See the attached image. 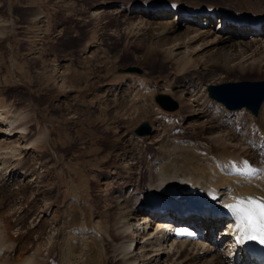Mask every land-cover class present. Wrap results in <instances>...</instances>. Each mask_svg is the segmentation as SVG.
I'll return each mask as SVG.
<instances>
[{
  "label": "rangeland",
  "instance_id": "obj_1",
  "mask_svg": "<svg viewBox=\"0 0 264 264\" xmlns=\"http://www.w3.org/2000/svg\"><path fill=\"white\" fill-rule=\"evenodd\" d=\"M135 4L197 14L213 11L237 18H260L264 13V0H3L0 19L6 22L7 38L0 41V114L9 120L15 113L24 112L18 123L26 127L23 142L37 139L21 158L36 174L32 175L30 169L22 176L13 169L17 161L0 160L1 230L17 246L12 259L22 254L21 260L13 264H20L35 250L55 263V248L51 253H39V248H49L50 241H57L55 230L72 210L84 208V215H90L93 225L101 224L102 215L116 208V196L131 188L125 190V167L138 161L145 165L155 153L157 132L204 142L213 135L206 129L211 125L207 117L218 114L225 122L236 117L242 121L237 141L242 129L255 123L260 115L259 111L254 117L245 109L228 112L208 98L206 88L227 82L262 81L263 69L243 73L224 69L220 62L227 50L210 42L203 46L199 42L190 44L196 49L191 54L194 66L190 69L179 72L178 64L164 62L168 49H177L172 47L175 36L197 26L196 22H188L159 41L158 57L144 58L152 21L143 12L133 13L131 7ZM99 8L101 11L93 14ZM218 23L202 30L213 32ZM91 45L95 46L86 52L85 47ZM201 56L205 58L203 63ZM128 67L139 68L141 74L119 73ZM184 88L189 89L184 99L189 103L198 100L199 108L206 110L205 117L192 116L198 114L192 111L198 107L182 110L186 105L178 102L177 95ZM159 94L177 102V110H162L154 101ZM100 114L115 120H103ZM145 122L151 134L135 136L133 130ZM226 124L221 126L227 129ZM18 136L4 142L0 132V148L15 147L23 152L25 143L18 142ZM132 157L138 158L129 160ZM36 175L40 177L39 185L30 182ZM129 180V185L135 184L133 178ZM43 194L48 199H43ZM69 200L72 210L66 209ZM38 224L44 226L38 229ZM212 240L217 242L219 238ZM22 244L28 250L22 251ZM221 250L228 253L225 246ZM211 258L208 254L197 264Z\"/></svg>",
  "mask_w": 264,
  "mask_h": 264
},
{
  "label": "bare ground",
  "instance_id": "obj_2",
  "mask_svg": "<svg viewBox=\"0 0 264 264\" xmlns=\"http://www.w3.org/2000/svg\"><path fill=\"white\" fill-rule=\"evenodd\" d=\"M2 1L0 0V3ZM156 7L158 8L153 6L148 8L143 4L131 7L133 13L143 12L152 21L150 42L144 47L147 57L144 58L158 57L159 41L188 22H196L197 26L175 36L172 47L177 49H168L163 56L164 62L178 64L179 72L192 68L194 56L191 54L196 49L190 47V44L199 42L200 46H203L210 42L211 45L219 44L227 50V56L220 62L224 69L238 70L242 73L253 69L264 70V13L260 18L257 16L237 18L224 13L217 15L213 11L197 14ZM96 10L93 14L100 12L101 8ZM217 20L218 28L213 29V32L202 30L209 26L213 28V23ZM5 24L6 22L0 19V41L7 38ZM94 46L85 47V51L90 52ZM180 47L183 49L182 52L177 51ZM215 56L219 59L217 55ZM203 58L200 57L202 63L205 59ZM61 79L64 80L62 77ZM187 91L189 89L184 88L177 95L178 102L181 104L184 102L186 105L182 110L184 111L187 106H191L192 109L199 108L201 104L197 102L198 100H191L192 103H189L184 99ZM198 108L192 110L193 112L197 110L198 113L192 116L205 117V108ZM259 111L257 121L249 123L242 129L239 141L235 140L239 122L242 121L236 117L235 120L225 122L218 114L210 116L207 114L209 118L207 122L211 125L206 129L212 131L213 135L203 139L204 142L168 137L162 130L157 132L153 141L156 143L155 153L145 165L138 161L125 167L128 172L126 176L128 181L124 182L125 190L127 187L131 188L116 196V208L102 215L101 224L93 225L90 215H84V208L82 210L79 207L78 211L70 209L68 206L72 200H69L66 209L72 210V213L67 219L61 220L58 229L55 230L57 241H50L49 248L46 245L42 249L39 248V253H51L55 248V263L48 255L41 256L37 254L38 250H35L33 255L25 257L20 264H160L162 259L163 264H197L208 254L212 258L201 264H259L246 257L244 250L251 239L243 238L245 233L241 230L240 220L230 208L240 198L264 197V102ZM23 113H15L9 120L3 119L0 114V132L4 136V142H10L18 134L17 141L25 143L24 148H21L23 152L15 147L0 148V160L14 159L13 161H17L13 166L14 171L25 176L30 169L32 175L36 174L34 169L24 165L21 158L26 150L36 145L37 139L23 142L26 127L18 126ZM98 116L103 120H115L113 116L101 114ZM96 120L99 121V118ZM221 123H229L226 124L227 129H224ZM126 158L124 157V160ZM137 158L132 157L129 160L135 161ZM112 168L117 167L112 165ZM36 176L37 178H31L30 182H34L33 185L40 183V177ZM132 178V183L135 184L129 185V179ZM47 190L53 195L52 188ZM42 197L48 199L46 194ZM186 205L195 207L191 211L199 209L209 213L213 221L207 227L213 229L218 227L220 230L217 242L211 239L204 243L192 236L168 239L171 224L167 222V216L171 217L172 213L175 215L181 206ZM46 206L47 204L43 203V207ZM2 224L0 220V264H13L11 262L18 261L22 254L12 259L11 254L16 251L17 246L6 237V232L1 230ZM43 226L44 224L40 226L38 224L37 228ZM148 227L146 233L138 232ZM134 232H137L136 235ZM38 234L40 237L41 233ZM23 246L24 244L20 246L22 251L28 250ZM224 246L228 248L229 254L221 250Z\"/></svg>",
  "mask_w": 264,
  "mask_h": 264
},
{
  "label": "water",
  "instance_id": "obj_3",
  "mask_svg": "<svg viewBox=\"0 0 264 264\" xmlns=\"http://www.w3.org/2000/svg\"><path fill=\"white\" fill-rule=\"evenodd\" d=\"M119 73L141 74V70L136 67H128L120 69ZM206 92L209 99L222 105L229 112L245 108L251 115L257 117L260 107L264 102V80L208 85ZM154 101L164 111L173 112L178 108L177 102L167 95H156ZM151 132L152 129L146 122L133 130L134 135L137 137H147Z\"/></svg>",
  "mask_w": 264,
  "mask_h": 264
},
{
  "label": "snow or ice",
  "instance_id": "obj_4",
  "mask_svg": "<svg viewBox=\"0 0 264 264\" xmlns=\"http://www.w3.org/2000/svg\"><path fill=\"white\" fill-rule=\"evenodd\" d=\"M230 208L240 220L243 238L264 244V197L240 198Z\"/></svg>",
  "mask_w": 264,
  "mask_h": 264
}]
</instances>
